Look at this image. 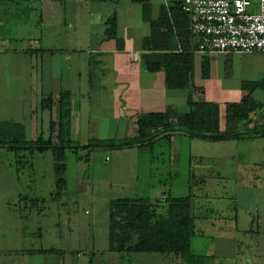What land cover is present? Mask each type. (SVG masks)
Segmentation results:
<instances>
[{
  "label": "crops",
  "instance_id": "1",
  "mask_svg": "<svg viewBox=\"0 0 264 264\" xmlns=\"http://www.w3.org/2000/svg\"><path fill=\"white\" fill-rule=\"evenodd\" d=\"M176 1L180 0H151L149 19H146L143 4L132 0L102 2L94 0H0V122L19 123L25 129L27 140H31L28 138L29 135L45 136L46 132L56 137L58 127L54 130L50 128V121H57V101L63 91H69L71 93V137L80 144L86 145L92 139L112 140L118 139L117 137L126 138L136 135L137 120L142 114L164 112L170 106L179 112L188 111L190 107L189 90L185 88L168 89L165 71H149L143 62L144 53L151 52V50L144 49V39L152 35V21H158L161 18L162 9L166 8L168 23L174 24L176 18L171 8ZM114 12L117 15L118 39L123 47H119L117 40L109 38L106 34V21ZM167 30L168 27L161 29L162 33H166ZM165 38L166 36L161 37L162 46L158 51L163 53L184 52L175 25L167 36V42ZM188 40L187 46L194 59L193 83L201 91L195 99L219 103L224 128L226 105L242 100L246 93L243 89L245 83L264 80V54L234 52L202 54L197 50V39L192 36ZM132 52L138 53L139 60L133 59ZM204 59L210 66L208 77L203 73ZM213 69L218 71V87L220 88L217 92L214 91V94L208 87ZM261 92L264 93L262 89L251 92L256 102L262 103L259 98ZM48 95L54 98L53 110L43 108V98ZM187 138L189 137H174L165 148L168 160L164 165V176L169 182L171 181L170 187L177 183V178L181 175L178 167L183 145L175 144V142ZM189 139L192 143L205 141ZM242 140L244 139L214 142V148L225 149L226 154H214V160L212 157L208 158V161L214 162V178L232 177L233 191L236 192L235 189H237L239 194L241 188H235V185H243L246 188V200H250L252 204V206H243L247 219L244 225H241L238 210L233 211L228 217H221V220L214 219V225L211 224L214 226V237L220 238L218 241L214 239V255L211 254L214 256V264L217 259L219 261L227 259L228 264H264V238L258 242H255V239L253 251L250 250L253 243L246 240L247 234L250 238L253 237V233L264 237V208H262V203H264V144L255 145L253 150L257 154L250 156L246 155V150L251 151L253 147L239 143ZM234 146H236L235 154L231 151ZM241 146L243 153L240 151ZM144 149L141 147L114 149L104 146V148H96L95 151L115 152L117 155L114 161H116L125 154L144 151ZM70 153L73 152L69 150ZM205 158L202 155H190L189 179L192 176H206L207 172L203 171V168L200 172H196L191 166L194 160H200L201 165L204 166V161L207 160ZM24 159L31 168V172L28 173L31 184L48 185L44 188L42 186L33 187L29 184V190H34L37 194L34 198L37 201L36 205L40 201L46 203L49 198L55 203L57 212L60 204L73 208L70 209L72 217L78 225L83 226V237L86 238V242H90V234L87 236V233L90 232L93 219L90 220L82 215L83 207L81 208L78 203V200H82L84 204L90 201L88 191L92 182L89 178L82 173H77L78 176L75 178L77 191H69V174L66 173V190L59 199L54 194L55 174L50 177L44 176L42 172L40 175L36 174L38 154L33 157L29 155ZM112 159L113 157L108 155L105 157L107 163ZM81 161L75 159L76 164H81ZM149 164L153 163L149 162ZM52 169L54 173V165ZM122 171L120 168H115L116 183L127 188H130L129 184H134L136 188L139 184L137 173L129 178L127 184H124ZM148 175L152 179L153 171ZM145 182L152 194L144 196L163 200L167 195L176 196L173 192L175 186H172L169 192L162 189L156 194L154 182H149V180ZM23 195L20 194V196ZM117 197L121 196L115 198ZM62 199L66 202L61 203ZM47 206L52 208L53 205ZM5 219L7 221L0 223H12L10 218ZM71 220L69 217L68 224H71ZM59 221H61L60 218ZM65 222L64 218L62 224L58 223L57 218L51 221L56 227L59 225L60 229ZM224 224L227 228L223 226ZM68 231L71 232V228ZM240 244L242 249H239ZM43 248L62 249L52 244ZM39 249H25L23 254L28 256L38 254ZM63 250L65 253L62 255L68 256L66 264H75L71 255L72 250ZM46 255L59 256V254ZM80 255L81 252L77 251L76 256Z\"/></svg>",
  "mask_w": 264,
  "mask_h": 264
},
{
  "label": "rangeland",
  "instance_id": "2",
  "mask_svg": "<svg viewBox=\"0 0 264 264\" xmlns=\"http://www.w3.org/2000/svg\"><path fill=\"white\" fill-rule=\"evenodd\" d=\"M214 69L212 79L208 82V87H210L209 89L213 94L214 91L217 92L220 89L218 87V71ZM259 98L264 103V93L261 92ZM262 121L263 111L258 112L256 115V122L261 123ZM44 135L48 138L49 132H46ZM38 136L29 135L28 138L34 140ZM117 138L122 140L125 137ZM177 143L183 145L180 151V165L178 167L180 168L181 175L177 178V183L173 184L172 182V186L176 187L173 189V192L176 196H185L190 193L191 185H193L192 214L196 215L195 226L197 235L192 238V250L198 254L211 256V254L214 255V239L216 241L220 239L219 237H214V226L211 225H214V219L228 217L233 211L238 210L241 225H244L247 219L243 206H252V204L250 200H246V188L243 185H235V188H241L239 194L237 189H235L236 192L233 191L234 184L232 183V177L214 178V162L208 161V158L212 157L214 160V154L220 155L227 150L214 148V142L196 141L192 143L189 138L178 140L175 144ZM239 143L242 145H252L251 151L246 150L247 153L244 152V154L253 156L256 153L253 150L255 145L264 144V137L248 138ZM167 146L168 142L162 140L155 145L154 149L131 152L128 155L121 156L116 161L114 160L117 154L110 150H107L108 152L94 150L89 153L88 149L78 148L77 154L84 156L81 159V164L75 163L76 155L74 153L68 155L67 173L69 174V191H77L75 178L78 174L82 173L86 175L89 181L92 182L88 191L90 201L84 204L82 200H78L80 207H83L82 215L90 220L93 219L90 232L87 233V236L90 234V242H86V238L83 237V226L78 225V222L73 219L70 210L73 208L66 206V204H60L57 212L55 203L49 198H47L46 203L38 201L39 204L37 203L36 205L37 201L34 198H36L37 194L34 190H29V184L33 187L42 186L44 188L48 185L44 183L31 184L28 175L31 172V168L26 163V160L24 158L20 160L17 154L9 148L0 147V222L7 221L5 218H10L12 221L9 224L5 222L4 224L0 223V264H66L68 256H63L62 254H59L58 257L46 254L44 256L39 253L29 256L23 254L25 249H42L49 244L59 246L62 249L72 250L71 255L74 258L75 264H174L173 255L150 252L119 253L110 251L107 237L109 205L112 200L108 198L150 195L152 193H150L151 189L146 185L145 181L147 180L154 182L156 194L162 189L167 192L171 189V181L169 182L166 176H164V165L168 160V153L165 149ZM235 147L231 148L234 154L236 152L234 150ZM72 150L75 149L73 148ZM240 151L243 153L242 146ZM37 154L36 174L40 175V172H42L47 177L55 174L52 172V165H54L53 153L47 150ZM107 155L113 157L109 163L105 160ZM190 155H202L206 157L205 159L207 160L204 161V166L201 165L200 160L191 162L192 170L200 172V169L203 168V171L207 172L206 176L201 177L199 175L197 178L189 179ZM198 159L200 158L198 157ZM149 162L153 164L150 165ZM78 168H80L79 171ZM115 168L123 170L121 175L124 184H127L129 178L137 173L139 184H137L136 188L134 184H129L130 188L117 184L114 172ZM151 171H153L152 179L149 178V175L147 176ZM21 193L24 195L20 196ZM71 198L72 196L69 200ZM63 201L66 202L65 199H62L61 203ZM51 204L53 206L49 208L47 205ZM262 208H264V203H262ZM259 211L261 212V210ZM69 217L72 219L71 224H68ZM56 218L60 224L63 223V218L66 221L61 229L59 225L56 227L51 223ZM59 218L61 221H59ZM223 226L227 228V225L224 224ZM69 228H71V232L68 231ZM263 238L256 233H253L252 238L247 234L246 240L253 243L250 250L253 251L255 239V242H258ZM242 248L240 244L239 249ZM77 251L81 252L79 257L76 256ZM226 261L228 260L220 259L219 261L217 259L215 260V264H228ZM209 264H214V258L210 259Z\"/></svg>",
  "mask_w": 264,
  "mask_h": 264
},
{
  "label": "trees",
  "instance_id": "3",
  "mask_svg": "<svg viewBox=\"0 0 264 264\" xmlns=\"http://www.w3.org/2000/svg\"><path fill=\"white\" fill-rule=\"evenodd\" d=\"M98 2L107 0H94ZM113 1V0H112ZM142 3L145 18L149 19L151 0H132ZM182 0L172 6L174 24L168 23L167 9H162L161 18L152 21V35L144 39V49L151 50L143 55V62L149 71L164 70L166 86L173 90L185 88L189 90L190 107L186 112H179L169 107L164 112H152L139 116L137 132L132 137L122 140L92 139L82 145L73 140L70 133L71 122V93L63 91L57 101L58 119L50 121V128L58 127L56 137L48 138L41 135L37 139L27 140L25 129L15 122H0V147L13 150L21 160L24 157L34 156L51 150L54 157V173L56 187L54 194L59 197L67 186V159L69 150L76 155L77 160L84 156L77 154L78 148L88 149L89 153L99 147L124 149L141 147L154 149L162 140L170 142L174 137L187 136L209 142L248 139L264 137V103L256 102L252 91L262 89L261 82L245 83L246 91L240 102L228 103L225 111V127H222L220 104L207 100H196L195 96L201 93L192 78L193 54L189 52L187 42L194 36L191 32L190 15L182 9ZM168 19V21H167ZM106 34L116 39L119 47H123L117 35V15L112 13L106 21ZM173 25L178 29V35L184 48L183 53H163L158 51L162 46L161 37L170 34ZM168 27L166 33L161 29ZM204 76L210 75V66L206 59L203 62ZM43 108L53 110L55 101L52 95L43 98ZM263 111V121L256 122V115ZM247 129V130H246ZM180 135V136H179ZM75 150H72V149ZM192 178H197L192 176ZM200 180V179H199ZM192 187L185 196L167 195L153 199L149 196L119 197L110 201L108 218V248L119 253L150 252L163 255H173L174 264H209L214 256L195 253L192 250V238L197 235L195 221L192 214ZM194 196V195H193ZM40 254H64L63 249H39Z\"/></svg>",
  "mask_w": 264,
  "mask_h": 264
},
{
  "label": "built area",
  "instance_id": "4",
  "mask_svg": "<svg viewBox=\"0 0 264 264\" xmlns=\"http://www.w3.org/2000/svg\"><path fill=\"white\" fill-rule=\"evenodd\" d=\"M198 52L264 54V0H182ZM132 57L139 60L137 52Z\"/></svg>",
  "mask_w": 264,
  "mask_h": 264
}]
</instances>
